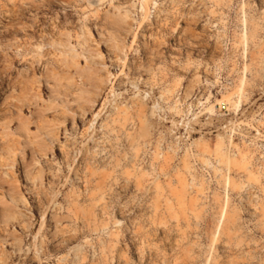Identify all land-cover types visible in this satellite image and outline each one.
I'll return each mask as SVG.
<instances>
[{"label": "rangeland", "instance_id": "obj_1", "mask_svg": "<svg viewBox=\"0 0 264 264\" xmlns=\"http://www.w3.org/2000/svg\"><path fill=\"white\" fill-rule=\"evenodd\" d=\"M133 1L146 11L113 28ZM87 27L115 75L97 104L80 109L93 87L76 75L60 88L77 115H21L29 81L46 108L66 70L47 44L68 31L82 53ZM45 121L48 150L28 143ZM18 187L27 203L8 212ZM0 193V264H264V0H0Z\"/></svg>", "mask_w": 264, "mask_h": 264}, {"label": "bare ground", "instance_id": "obj_2", "mask_svg": "<svg viewBox=\"0 0 264 264\" xmlns=\"http://www.w3.org/2000/svg\"><path fill=\"white\" fill-rule=\"evenodd\" d=\"M130 6H131L130 8H127V6L118 7L117 13H113V14L110 13V14H112L109 17H111V25L113 28L114 27L115 28L120 27V29H122L123 26H126L127 24H128V26H130V24L128 22L132 18L131 17V14L133 13L132 8L135 9L137 7V9L138 10L140 9L141 12L146 11V8L144 6V2H141V1H139V2L133 1ZM118 30H116V32H115V30H113V32L118 33L119 32ZM127 30L129 31V29H127ZM92 33L93 32L91 31V29H89L88 27H87V29H84V31H83V43H82L83 52L82 53L79 52L77 50L75 44L72 43V41H71V38H72L71 35L72 34H71V32H68V31L65 33H62V39H53L52 41H50L47 44V46L49 45L50 48L54 51L53 55L55 57H58L61 59L63 64L66 66V70L61 72V73L52 71V73H51L52 78H50V80H53L55 82V84L52 86L50 85V87L52 88V99H51V101H49V103L46 102L48 105V107H46V108H44V106L43 107L40 106V103H39V101L44 100V97L42 96V93H41L40 84L37 85L40 78H38V76H35L33 79H31L29 81L30 82L29 92L27 94H25L23 96V98L16 99L18 102H21V105L16 104L20 114L22 113L21 112L23 109L22 107L24 106L25 102L35 103V106H37V108L39 107L41 109V113L48 111V110H50V111L53 109L55 110V108L60 107V106H63L66 112H71L72 114L75 113V112H72L71 108L69 107L70 101H68V96L70 95V93L68 92L67 88L61 89L60 85L62 84L63 81H65L66 85H68V86L77 85L76 75H81L87 82L89 81L90 85L93 87L92 89L89 87H86L85 82H84V84L80 85L81 86V87H79L80 91H78L76 93V99H75V102L79 104L80 109H82L83 112L86 113L87 112V109L85 108L86 105L84 106L83 103H85V102H87V104L89 103L90 109L93 108L97 104L96 96L100 94L99 89H102L100 87V85L101 84L107 85L108 83H112L113 77H115V75L110 71L109 65L104 60V56H103L101 50L97 49L95 51L96 53L93 54L91 48L89 49L87 47V46H90L87 43V41L89 40L88 37L92 36ZM115 37L117 38V36H115ZM116 38L111 37L110 43L112 42V46L119 49V43L118 42L120 40H118ZM45 45L36 44L34 46V48L40 55H43ZM120 48H121V46H120ZM82 59L85 60V63H82ZM104 73H106V75H104ZM197 76H199V75H197ZM196 79H198V78H196ZM48 81H49V79H48ZM94 88L96 90V93L93 92ZM97 88L99 91L97 90ZM62 92H64V95L67 99L65 98L64 103L60 104V103H58L59 101H57V100H58L59 96L62 94ZM93 93H95V95H96L95 97H92ZM154 109H156V108H154ZM153 111L154 110H152L151 114H154ZM75 114H74V116H75ZM98 114L99 113H97V115ZM41 115H43V114H41ZM46 123H47V121H45L46 131L44 130L45 129L44 126L40 127V130H42V131L44 130V134L40 136L37 132L33 133L35 140L31 141L29 138V140H28L29 145H32L34 143H38V145H42L45 150L51 149L53 147L54 140L57 139L58 136H56V134H54L55 130L53 128H48V126H46ZM93 123H94V121L92 122V125H93ZM9 126L10 125H7V127H9ZM61 126H63V125H61ZM57 128H58V126H57ZM7 129H9V128H7ZM19 130L20 131H26L27 137H29L31 134V132L29 130L28 122L24 121L23 119L19 124ZM9 132L12 133L11 131H9ZM12 134H14V133H12ZM6 135H10V134L8 132H6ZM40 139H41V141H39ZM17 142H19V141H17ZM6 152H7L8 160L11 161V163H8V165L12 168V171H13V169L15 168L14 166H15V162H16V156H17V154H20V156L24 155L25 146L19 147V146H16L15 143H12V144H9L7 146ZM36 164H39V161L36 160ZM41 175L42 174H40V177H41ZM14 178H15L16 182H18V179L16 178V176H14ZM17 189H18V193H19V198L16 199L14 197V195L10 192L11 194L9 197L11 199L10 200L6 199L7 201L4 202V204L6 205V207H4V208H6V210L8 212H9V210H11V211H14V210L18 211L19 210V208H18L19 206H17L18 201L22 202L24 205L27 203V199H26L25 195L19 191V187ZM10 190L11 189L9 188V191ZM14 190H15V187H14ZM4 194H5V192H4ZM0 198H3V197L0 195ZM20 213L23 214L22 212H20ZM2 216H4V215L2 214ZM12 216L15 217V219H16L15 213L12 214ZM9 218L10 217H8V219ZM83 246L79 245V244L73 246L76 257H78V254L80 253V251H83V248H84Z\"/></svg>", "mask_w": 264, "mask_h": 264}]
</instances>
